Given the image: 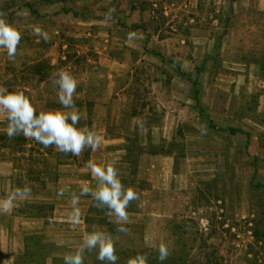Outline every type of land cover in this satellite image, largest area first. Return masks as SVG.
Listing matches in <instances>:
<instances>
[{"label":"rangeland","instance_id":"rangeland-1","mask_svg":"<svg viewBox=\"0 0 264 264\" xmlns=\"http://www.w3.org/2000/svg\"><path fill=\"white\" fill-rule=\"evenodd\" d=\"M166 1L174 4L173 15L184 0H0L3 18L22 34L14 61L0 49V86L23 91L39 114L61 108L53 74L71 72L78 82L77 127L102 137L96 159L104 166L115 161L119 179L139 197L127 209L128 234H118L93 200L79 224L46 221L41 231L29 226L38 234L13 264H64L63 255L76 251L94 227L117 236L116 264L137 253L147 254L148 264H161L156 249L162 242L171 252L163 264H264V109L255 111L258 93L248 94L239 72L230 70L242 63V42L259 35L239 21L195 27L176 19L167 26ZM109 8L116 9L111 22L105 19ZM233 80L237 93L225 116L230 94L224 89ZM110 84L127 86L124 93L132 98L119 118L111 117L116 108L93 106L97 90ZM134 117L146 121L145 130ZM6 123L0 115V138L8 139ZM0 150L14 154L16 178L32 170L38 184L53 177L55 164L86 166L93 151L65 155L31 139H0ZM54 209L51 202L16 208L30 218L51 217ZM85 264L103 262L93 251L85 252Z\"/></svg>","mask_w":264,"mask_h":264},{"label":"clouds","instance_id":"clouds-1","mask_svg":"<svg viewBox=\"0 0 264 264\" xmlns=\"http://www.w3.org/2000/svg\"><path fill=\"white\" fill-rule=\"evenodd\" d=\"M115 11V8H109L105 13L107 22L112 21ZM20 14L17 13V15ZM3 16L4 14L0 13V49L6 50L9 61H14L22 34ZM35 34L47 40V34L40 28L35 29ZM128 36L129 39L134 38L135 33H129ZM53 77L52 84L57 86L58 102L61 108L40 111L39 114L23 91H9L7 87L0 86V115H3L7 122L5 135L9 140L23 135L26 139L35 140L44 148L54 146L57 151L63 154L70 153L76 157L82 156L85 149L98 150L102 137L86 125L77 127L81 116L73 99L78 86L76 78L65 69L58 70L53 74ZM133 122L139 129L145 130L146 121L142 117H134ZM86 167L96 178L97 185L95 189L84 187L79 194L72 193V213L69 219L74 224H79L80 197L90 195L96 201L95 206L100 210L106 209L105 215L111 217L113 222L118 225L116 232L128 234L129 229L124 226L129 221L127 209L132 201L139 199L137 191L121 182L115 161L100 166L95 161L89 160L86 162ZM57 195L62 197L63 190L59 191ZM30 196L31 189L29 187L17 188L16 191L0 201V212H9L17 198L27 199ZM116 240V235L94 227L91 232L84 233L82 243L76 251L63 255L64 264H85V252L92 253L93 251L96 252V259L103 264H116L119 259L116 254ZM156 251L157 259L161 264L171 255L169 246L163 242ZM126 264H148V255L137 253L135 256L129 257Z\"/></svg>","mask_w":264,"mask_h":264},{"label":"crops","instance_id":"crops-1","mask_svg":"<svg viewBox=\"0 0 264 264\" xmlns=\"http://www.w3.org/2000/svg\"><path fill=\"white\" fill-rule=\"evenodd\" d=\"M165 4H163V15L166 17L167 26L175 22L176 19L178 24L182 26L195 25V27L203 24V22L221 26L239 21L238 26L240 28L250 29L258 33L259 37L256 41L246 40L245 43L242 42L243 45L246 44V53L242 55V63L230 70L239 72L244 80V85L247 86L248 94L253 91L258 93L255 95L257 102L255 111L260 112L261 107L264 109V0H184L175 5L177 7L176 12L173 10L175 12L173 15L171 12L174 4L170 1H166ZM180 12L184 15L178 17ZM222 52H225V49H222ZM253 81L256 84H253ZM234 82L235 80L231 81V86L224 89L230 94L228 104L225 106V116L228 115L227 111L231 108L229 100L235 92L232 85ZM126 90L127 86L121 87L116 84H110L104 89L97 90L94 95L96 103L93 106L96 108H116L119 110L118 113L117 111L114 112V116L111 117L119 118L121 108L125 107L126 102L132 101L131 96L124 93ZM91 92L93 91L91 90ZM114 122L117 123V120L114 119ZM98 152L92 151L91 160L100 166H104V162L102 163L95 157ZM13 158L14 154L10 151L0 150V201L16 191L17 188L25 186L31 189V196L27 199L17 198L9 212H0L2 220L7 218V223L0 222V264H7V262L13 264L17 258H24L28 250V240L38 234V231H28L29 226H36L37 230L41 231L46 226V221L72 223L69 219L72 213V193L79 194L84 187L95 189L97 185L96 178L86 166H79L73 162L62 165L55 164L52 170L54 172L53 177L42 179L44 183L41 184L30 179L34 172L32 170L28 171L31 173L30 176L24 175L22 172V175L16 178L17 170L14 169ZM46 162L49 164L50 159H47ZM34 188L35 191H32ZM61 190H63L64 195L58 197L57 193ZM2 192L8 193L7 196H1ZM92 201L93 198L90 195L80 197V222H83ZM49 202L55 206L51 217H35L33 214L30 218L28 213H20L16 210L20 203L43 204Z\"/></svg>","mask_w":264,"mask_h":264},{"label":"trees","instance_id":"trees-1","mask_svg":"<svg viewBox=\"0 0 264 264\" xmlns=\"http://www.w3.org/2000/svg\"><path fill=\"white\" fill-rule=\"evenodd\" d=\"M197 85H198L197 83H194V86H197ZM196 102L199 103V101L197 99H196ZM0 139L3 142L9 140V139H6V138L4 139L3 137H1ZM9 141L28 142V139H26V138L22 137L21 135H19L16 138H13V139H11Z\"/></svg>","mask_w":264,"mask_h":264}]
</instances>
